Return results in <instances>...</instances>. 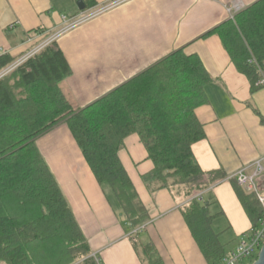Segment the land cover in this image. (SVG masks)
I'll return each instance as SVG.
<instances>
[{"label": "trees", "instance_id": "1", "mask_svg": "<svg viewBox=\"0 0 264 264\" xmlns=\"http://www.w3.org/2000/svg\"><path fill=\"white\" fill-rule=\"evenodd\" d=\"M237 70L254 91L264 72V0L216 29ZM17 60L0 57V74ZM0 79V264H98L57 180L36 142L66 124L97 182L113 191L135 230L150 215L120 153L138 135L153 163L143 181L151 192L169 190L188 203L184 219L208 264L229 253L213 229L214 216L195 198L227 180L222 170L204 172L193 146L205 139L196 111L208 103L212 81L202 61L174 52L85 109L67 100L61 83L71 68L56 42ZM252 228L264 212L254 194L229 179ZM134 236L143 264H165L151 243Z\"/></svg>", "mask_w": 264, "mask_h": 264}, {"label": "crops", "instance_id": "2", "mask_svg": "<svg viewBox=\"0 0 264 264\" xmlns=\"http://www.w3.org/2000/svg\"><path fill=\"white\" fill-rule=\"evenodd\" d=\"M79 1L0 0V57H25L64 28V16L84 12ZM83 1L88 11L119 0ZM259 1L127 0L56 40L71 68L61 88L76 109L91 106L178 50L200 58L212 81L205 87L208 103L196 111L205 139L193 146V153L204 172L222 170L228 177L215 186L216 200L208 203L211 215V206H219L213 216L231 223L217 233L221 236L231 228L243 236L252 227L229 179L264 157V86L252 90L213 32L239 13L229 10L239 5L242 11ZM36 145L98 264H143L134 236L154 245L165 264H208L183 216L188 201L144 185L143 176L153 163L138 135L127 138L120 158L150 215L139 230L123 216L107 187L97 182L66 124L41 136ZM221 236L232 252L236 247L229 249V240Z\"/></svg>", "mask_w": 264, "mask_h": 264}, {"label": "built area", "instance_id": "3", "mask_svg": "<svg viewBox=\"0 0 264 264\" xmlns=\"http://www.w3.org/2000/svg\"><path fill=\"white\" fill-rule=\"evenodd\" d=\"M127 0H119L116 3L107 5L98 9H91L88 11L82 12L81 15L77 17H63L64 28L49 38L47 41L42 43L39 47L34 49L29 54L25 55L22 59L15 62L8 69H6L0 77L4 76L6 73L11 72L15 68L20 67L30 58L37 55L47 46L56 42V40L61 37L64 33L77 28L97 17L116 7L118 4L125 2ZM234 14L241 11V6L237 5L234 7ZM233 14V13H232ZM233 14V15H234ZM234 19V17H233ZM232 19V20H233ZM264 75V72H263ZM260 86H264V76L263 79L259 82ZM230 179L237 181L238 185L241 186L246 192L254 194L258 199L260 205L262 206L264 212V194L262 190L264 188V157L256 160L250 165L242 168L236 174H234ZM263 182V183H262ZM198 200H203V193H200L195 196ZM239 241V245L230 253L225 255L217 264H246V261L253 263L258 259V256L264 246V217L260 220L256 227L252 228L249 232L242 236ZM244 239V240H243Z\"/></svg>", "mask_w": 264, "mask_h": 264}, {"label": "rangeland", "instance_id": "4", "mask_svg": "<svg viewBox=\"0 0 264 264\" xmlns=\"http://www.w3.org/2000/svg\"><path fill=\"white\" fill-rule=\"evenodd\" d=\"M243 11V10H242ZM9 68V67H8ZM7 68V69H8ZM15 69H17V68H15ZM14 69V70H15ZM14 70H12L11 72H8V73H6L4 76H2V77H0V79H2V78H5L6 76H8V75H11L10 73H12ZM4 72V71H3ZM2 72V73H3ZM1 73V74H2ZM143 183H144V185H146L145 184V182L143 181ZM219 185V184H218ZM105 187H107V189L110 191V193H111V195L113 196V199L115 200V202H117V199H116V197H115V195L113 194V191H112V189L110 188V186H108V185H104ZM215 186H217V185H215ZM215 186H213V187H211L209 190H207L206 192H204L203 193V203H209V202H213V200L215 201L216 199H215V193L213 192V189H215L216 187ZM232 188V187H231ZM234 192V191H233ZM262 193L264 194V188H263V190H262ZM141 199V198H140ZM237 199V198H236ZM238 201V200H237ZM118 203V202H117ZM119 205V204H118ZM242 209V208H241ZM221 210V207H219V206H217V207H215V205H213V206H211V213H212V216H213V214H215V213H217L218 211H220ZM243 211V210H242ZM243 215H244V213H243ZM244 217H245V219H246V221L248 222V220H247V218H246V216L244 215ZM229 220V219H228ZM227 219H225V218H222V217H215L214 218V222H213V229L215 230V232L216 233H221L223 230H225L226 229V227H228V225H230L229 224V221H228ZM231 226V225H230ZM241 238H243L242 237V235H237V232L234 230V229H232L231 228V230L230 231H228V232H225V234H223L222 236H221V239L223 240V241H227V240H229L228 242H227V244H228V248L229 249H233L234 247H237L238 245H239V241L241 240ZM244 240V239H243ZM82 262H84V260H82L81 262H79V263H74V264H80V263H82ZM255 262V261H254ZM253 262V263H254ZM253 263H251V262H249V261H246V264H253Z\"/></svg>", "mask_w": 264, "mask_h": 264}, {"label": "water", "instance_id": "5", "mask_svg": "<svg viewBox=\"0 0 264 264\" xmlns=\"http://www.w3.org/2000/svg\"><path fill=\"white\" fill-rule=\"evenodd\" d=\"M78 7H79L80 11H85L86 10V5H85L83 0H80L78 2ZM208 205L209 204L207 203V206ZM253 264H264V246H263V248H262V250H261V252H260V254L258 256V259Z\"/></svg>", "mask_w": 264, "mask_h": 264}]
</instances>
